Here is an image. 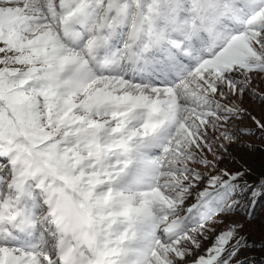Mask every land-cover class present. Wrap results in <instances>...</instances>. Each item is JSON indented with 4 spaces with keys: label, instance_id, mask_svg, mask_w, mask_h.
Wrapping results in <instances>:
<instances>
[{
    "label": "snow or ice",
    "instance_id": "snow-or-ice-1",
    "mask_svg": "<svg viewBox=\"0 0 264 264\" xmlns=\"http://www.w3.org/2000/svg\"><path fill=\"white\" fill-rule=\"evenodd\" d=\"M254 103L264 0H0V264H243Z\"/></svg>",
    "mask_w": 264,
    "mask_h": 264
},
{
    "label": "rangeland",
    "instance_id": "rangeland-1",
    "mask_svg": "<svg viewBox=\"0 0 264 264\" xmlns=\"http://www.w3.org/2000/svg\"><path fill=\"white\" fill-rule=\"evenodd\" d=\"M251 115L264 120V109L258 103L248 105ZM243 126L256 130L257 126L254 121L247 117L243 121ZM261 133L256 131V135L248 140L251 145L249 148H234L233 155L244 161L248 168L251 170V175L248 177V183L254 184L261 176H264V139H261ZM226 167L235 170L238 165L228 163ZM261 220H264V215L258 217L249 230V239H257L260 243L264 244V226L261 225Z\"/></svg>",
    "mask_w": 264,
    "mask_h": 264
},
{
    "label": "trees",
    "instance_id": "trees-1",
    "mask_svg": "<svg viewBox=\"0 0 264 264\" xmlns=\"http://www.w3.org/2000/svg\"><path fill=\"white\" fill-rule=\"evenodd\" d=\"M256 218L264 215V200L257 201L252 209ZM243 264H264V244L257 239H249V248L241 254Z\"/></svg>",
    "mask_w": 264,
    "mask_h": 264
}]
</instances>
